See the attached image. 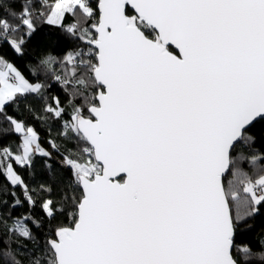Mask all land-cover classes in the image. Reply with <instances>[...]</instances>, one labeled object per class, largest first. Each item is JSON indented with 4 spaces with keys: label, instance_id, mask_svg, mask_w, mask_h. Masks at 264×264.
<instances>
[{
    "label": "snow or ice",
    "instance_id": "1",
    "mask_svg": "<svg viewBox=\"0 0 264 264\" xmlns=\"http://www.w3.org/2000/svg\"><path fill=\"white\" fill-rule=\"evenodd\" d=\"M0 177V264H264V0H0Z\"/></svg>",
    "mask_w": 264,
    "mask_h": 264
},
{
    "label": "trees",
    "instance_id": "2",
    "mask_svg": "<svg viewBox=\"0 0 264 264\" xmlns=\"http://www.w3.org/2000/svg\"><path fill=\"white\" fill-rule=\"evenodd\" d=\"M43 39H44V37H43V35H41L40 37H37V39L33 41V44L41 43L43 41ZM5 54L8 55L10 59L14 60V62L17 64V66L20 67L21 70L24 71L27 74V68L25 67V61H29L31 59V57H25L23 60L17 59L15 57H11L10 53H8L7 50H5ZM53 90L56 91L58 89L54 88ZM29 120H30L31 123L36 124L37 130L40 132V135L42 137H47L48 134L46 133V131H45L43 126H41L38 122L32 120L31 117H29ZM54 135H55V133H53V136ZM10 139L15 140V139H17V137L16 136H11ZM37 178L38 179H46V176H42L38 172V177ZM0 183H3V178L2 177H0ZM54 195H55V193H54ZM36 213H37V215L40 214L38 208L36 209ZM261 228H264V220L257 221V233H255L253 235L258 236L259 235V231H260ZM249 238H251V236Z\"/></svg>",
    "mask_w": 264,
    "mask_h": 264
}]
</instances>
